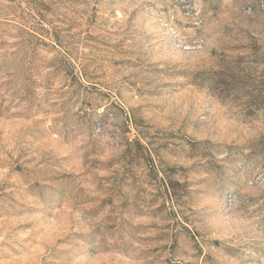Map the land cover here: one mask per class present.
<instances>
[{
	"label": "rangeland",
	"instance_id": "obj_1",
	"mask_svg": "<svg viewBox=\"0 0 264 264\" xmlns=\"http://www.w3.org/2000/svg\"><path fill=\"white\" fill-rule=\"evenodd\" d=\"M0 264H264V0H0Z\"/></svg>",
	"mask_w": 264,
	"mask_h": 264
}]
</instances>
